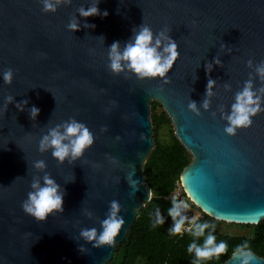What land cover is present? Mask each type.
<instances>
[{
	"label": "water",
	"instance_id": "95a60500",
	"mask_svg": "<svg viewBox=\"0 0 264 264\" xmlns=\"http://www.w3.org/2000/svg\"><path fill=\"white\" fill-rule=\"evenodd\" d=\"M52 3L56 7L45 10L43 0H0V264L112 260L152 197L144 163L155 146L153 100L162 103L192 154L180 178L191 201L220 221L263 219L264 111L234 134L225 127L246 81L264 105V77L256 71L264 65V0ZM92 4L101 14L82 16L79 9ZM70 22L78 28L70 29ZM141 26L154 36L164 31L177 44L179 55L163 76L109 68L110 45L119 42L123 49ZM9 69L13 76L6 83L2 73ZM72 119L90 129L93 144L63 161L51 147L41 151L42 137ZM45 175L60 186L63 206L37 220L21 204L34 191L33 181L43 184ZM112 201L124 223L112 244L96 246L81 230L99 233ZM253 253L254 264H264ZM217 264L238 261L230 256Z\"/></svg>",
	"mask_w": 264,
	"mask_h": 264
},
{
	"label": "clouds",
	"instance_id": "9594fccd",
	"mask_svg": "<svg viewBox=\"0 0 264 264\" xmlns=\"http://www.w3.org/2000/svg\"><path fill=\"white\" fill-rule=\"evenodd\" d=\"M43 7L45 10H52L56 5L52 3V0H43ZM79 11L85 17L101 14L97 4H92L87 8L82 7ZM107 14L105 10L103 15ZM68 27L75 30L78 28V24L70 22ZM178 55L175 40L167 36L164 31L154 36L150 27L141 26L131 42L126 43L123 49L120 48L119 42H113L110 45L109 68L114 72L127 68L140 77L163 76L172 67ZM208 67L211 68V65H208ZM256 71L264 77V65L258 66ZM12 76L11 69L2 73L3 80L6 83L11 81ZM213 84V80H208L206 91L209 95ZM7 99L10 100L11 97ZM189 107L195 110V102H192ZM204 107H207V101L204 102ZM260 111H264L261 96L253 89L252 81H246L243 89L236 94L231 113L226 117L229 123L225 127V131L234 134L238 128L250 126L252 117ZM38 112L39 109L33 106L31 109L32 116H35ZM59 127L50 129L42 137L40 150L43 151L51 147L53 156L61 161L66 157L74 159L82 155L94 142L93 133L83 122L72 119L63 125L62 131L58 130ZM36 166L44 167V161H37ZM32 188L34 191H30L21 204L27 214L37 220H43L52 212L62 210L64 193L50 176H44L43 184H40L39 181H33ZM188 206L185 200H178L175 195L172 196L171 207L167 209L168 215L173 219V224L168 230L169 233L189 232L194 237L205 235V229L209 228V223L207 221L198 222L195 216L187 217L184 215L183 210ZM119 207L118 202H111L110 212L101 221L102 228L99 233L95 228H91L82 229L81 235L87 240L94 241L96 246L112 244L124 223L122 217L118 215ZM163 222L164 218L157 207L151 226L156 227L163 224ZM226 248V242L223 240L216 242V237L211 232L205 235L202 245L197 244L195 240L187 245V251L194 253L193 264H202L203 261L212 257H218L225 252ZM231 257L235 258L238 264H254L256 261V256L248 246L247 241L236 245L231 252Z\"/></svg>",
	"mask_w": 264,
	"mask_h": 264
},
{
	"label": "trees",
	"instance_id": "16d2710c",
	"mask_svg": "<svg viewBox=\"0 0 264 264\" xmlns=\"http://www.w3.org/2000/svg\"><path fill=\"white\" fill-rule=\"evenodd\" d=\"M151 120L155 146L144 163V174L151 187L152 197L139 210L126 238L118 243L112 260L106 264H193L194 253L187 251V245L193 240L202 245L209 232L216 237V242L225 241L227 248L218 257H212L202 264L226 261L235 246L245 241L252 251L264 257V218L256 224H238L220 221L202 212L203 215L196 219L198 222L209 223L205 235L194 237L189 232L169 233L173 219L167 209L171 207L172 196L181 183V173L191 162L192 154L177 138L172 119L159 101L151 102ZM176 198L182 199L178 196ZM187 202L198 209L188 197ZM157 207L164 222L152 227L151 221L155 218ZM189 212L187 208L183 210L184 215L191 217ZM223 223L248 227L249 232H227L219 226Z\"/></svg>",
	"mask_w": 264,
	"mask_h": 264
},
{
	"label": "rangeland",
	"instance_id": "374dc122",
	"mask_svg": "<svg viewBox=\"0 0 264 264\" xmlns=\"http://www.w3.org/2000/svg\"><path fill=\"white\" fill-rule=\"evenodd\" d=\"M183 192H185V191H184V188L182 187V185L180 183L178 189L174 192L173 195L181 197L183 200H185L186 203H188L187 202L188 194L183 195ZM188 205L189 206L187 209L190 210L189 213H191V215H190L191 217L195 216L197 218V217H200L203 215V213H202L203 211L201 209H199V208L197 209V208L192 207L190 203H188ZM219 226L222 229H225L227 232H231V233H247V232H249L248 227H239V226H234V225L232 226V225H227L226 223L219 224Z\"/></svg>",
	"mask_w": 264,
	"mask_h": 264
}]
</instances>
